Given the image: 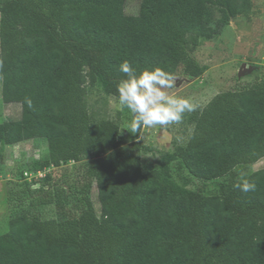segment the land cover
<instances>
[{"label": "trees", "instance_id": "obj_1", "mask_svg": "<svg viewBox=\"0 0 264 264\" xmlns=\"http://www.w3.org/2000/svg\"><path fill=\"white\" fill-rule=\"evenodd\" d=\"M126 1L0 0L2 96L22 108L20 119L0 123V145L43 139L38 169L74 161L81 174L65 218L11 216L0 264H264V168L218 194L181 186L166 165L144 166L140 143L125 142L116 119L91 110L87 89L118 95L125 60L138 73L160 67L173 75L184 63L197 77L190 51L252 0H140L137 13ZM192 121L175 152L190 175L215 180L264 157L263 86L219 92ZM51 179L47 173L38 190ZM244 179L256 191L233 186ZM51 191L33 204L51 202Z\"/></svg>", "mask_w": 264, "mask_h": 264}, {"label": "rangeland", "instance_id": "obj_2", "mask_svg": "<svg viewBox=\"0 0 264 264\" xmlns=\"http://www.w3.org/2000/svg\"><path fill=\"white\" fill-rule=\"evenodd\" d=\"M139 3L140 0H127L126 11L137 13ZM213 12L217 18L218 9L214 7ZM190 55L201 65L199 75H187L182 63L174 74L179 78L178 87L168 90L172 95L189 98L197 106L193 112L185 113L179 124L164 128L142 127L139 135L132 133V114L126 108H120L118 95L101 86L87 85L89 104L91 110L106 114L120 123L125 142L140 143L141 159L147 169L164 164L181 186L205 194H218L235 180L264 168V157L255 163L238 166L221 178L203 180L183 169L175 152L186 144L192 133L194 114L201 111L217 93L243 86L264 87V0H252L250 9L232 18L219 33L213 37H201L199 45L190 51ZM21 112L20 103L4 102L0 77V123L20 119ZM46 156L47 145L43 139H23L0 145V233L8 230L11 216L18 211L62 219L78 199L79 193L74 185L80 187L77 177L80 179L81 174L76 170L80 164L69 161L58 167L38 169V164ZM22 171L25 172L23 176ZM47 173L52 175V179L45 190L40 191L41 180ZM25 180L39 182L31 190L25 187ZM47 190H52L54 194L52 201L46 205L33 204L35 198L48 199ZM90 196L100 214L95 183L92 184Z\"/></svg>", "mask_w": 264, "mask_h": 264}, {"label": "clouds", "instance_id": "obj_3", "mask_svg": "<svg viewBox=\"0 0 264 264\" xmlns=\"http://www.w3.org/2000/svg\"><path fill=\"white\" fill-rule=\"evenodd\" d=\"M119 71L125 74V78L116 85L118 104L132 114V133L140 132L142 127L164 128L179 124L185 113H191L197 107L189 98L168 92L169 89L178 87L179 78L160 67L145 68L138 73L125 60L120 63ZM233 186L243 193L256 191V184L247 179Z\"/></svg>", "mask_w": 264, "mask_h": 264}]
</instances>
